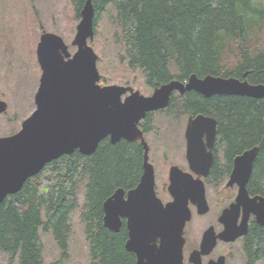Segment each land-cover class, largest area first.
Instances as JSON below:
<instances>
[{"label": "trees", "instance_id": "trees-1", "mask_svg": "<svg viewBox=\"0 0 264 264\" xmlns=\"http://www.w3.org/2000/svg\"><path fill=\"white\" fill-rule=\"evenodd\" d=\"M70 2L77 23L85 0ZM92 4L94 35L102 13L114 10L111 19L123 45L119 62L138 70L149 92L191 74L264 83V0H92ZM172 107L213 117L217 146L229 159L257 147L252 190L264 193V96L206 97L190 90L182 100L172 94L165 110ZM152 115L147 113L140 122L147 132L154 126ZM141 148L123 138L112 143L105 137L93 153L63 154L28 177L0 202V259L6 264H43V237L51 234L59 256L50 264H63L71 214L76 212L89 264H136L134 254L124 247V219L118 231L105 227L102 203L117 188L127 191L138 183ZM81 180L84 193L79 200ZM248 240L252 258H264V226L248 233Z\"/></svg>", "mask_w": 264, "mask_h": 264}, {"label": "water", "instance_id": "water-1", "mask_svg": "<svg viewBox=\"0 0 264 264\" xmlns=\"http://www.w3.org/2000/svg\"><path fill=\"white\" fill-rule=\"evenodd\" d=\"M79 13L70 42L75 47L72 53L56 33L47 31L39 37L36 57L41 74L34 95L35 108L21 121L18 131L0 136V202L46 163L63 154L78 150L89 155L105 137L112 143L121 138L128 141L139 138L144 148L139 181L127 191L117 188L103 201V224L118 231L124 219L127 229L124 247L135 255L136 264H183V228L191 219L188 199L196 204L197 213L208 210L203 184L173 165L168 184L172 198L163 203L155 193L154 169L148 161V145L138 123L147 113L166 108L173 91L184 94L193 90L206 97L224 94L260 98L264 96V83L191 74L185 83L171 79L149 95L131 86L101 85L97 54L88 43L94 37L92 0H85ZM6 109L7 103L0 99V113ZM215 135L213 117L199 113L188 118L184 130L185 156L192 170H203V174L207 171ZM256 154L257 147H253L233 159L229 183H236L238 192L235 202L221 214L224 229L217 235L221 239L233 240L244 234L248 213L264 225V197L250 198L246 190ZM239 206L244 214L236 228L234 211ZM214 242L215 236L206 229L199 249L190 252L189 261L200 264L201 255L208 254ZM207 264H223V258Z\"/></svg>", "mask_w": 264, "mask_h": 264}, {"label": "rangeland", "instance_id": "rangeland-1", "mask_svg": "<svg viewBox=\"0 0 264 264\" xmlns=\"http://www.w3.org/2000/svg\"><path fill=\"white\" fill-rule=\"evenodd\" d=\"M71 8L70 0H0V98L8 106L0 114V136L17 131L21 121L35 108L34 94L41 74L35 55L40 33L38 24L60 35L71 53L75 50L70 42L79 19L76 23ZM114 15L113 9L102 13L97 34L89 41L98 56L96 64L100 77L103 75L107 78L106 82L100 78L99 83L125 85L126 81L127 85L149 95L152 91H147L141 73L128 69L126 62H119L123 45L119 40L118 25L111 19ZM31 27L33 33L29 31ZM173 97L182 100V95L177 92L173 93ZM186 118L187 114L181 108L155 111L152 115V132L145 135L150 147V158L154 157L156 194L162 202L170 200L164 184L169 165L164 162H181L178 154H181L180 149L184 146ZM163 154L167 157L162 158ZM84 182H79V200L83 199ZM77 218L76 212L71 214L72 229L67 240V258L63 264H89L88 248ZM203 222L195 218L187 222L185 228L194 232ZM43 244V264H50L58 258L59 250L51 234L44 235ZM0 264H6L4 259H0Z\"/></svg>", "mask_w": 264, "mask_h": 264}, {"label": "flooded vegetation", "instance_id": "flooded-vegetation-1", "mask_svg": "<svg viewBox=\"0 0 264 264\" xmlns=\"http://www.w3.org/2000/svg\"><path fill=\"white\" fill-rule=\"evenodd\" d=\"M30 1H33V0H30ZM31 28H32L31 33H33L34 29L33 27ZM38 30L40 32L38 36V40H39L40 35L43 32H47V30H45L41 24H38ZM35 55H36V50H35ZM36 60H37V57H36ZM165 109H161V110H165ZM161 110H157V111H161ZM176 111H178V109H176ZM195 115L196 114L194 115L187 114L186 123L190 116L193 117ZM186 123L184 126V130L186 127ZM138 128L142 132L143 138L148 145V161L152 164L154 173H155L156 170L154 167V157L150 158L149 143L145 139V135L151 133L152 129L151 131L147 132L141 123L138 125ZM19 129H20V126H19ZM216 135H217V131H216ZM216 135L214 138L213 146L210 149L211 154H212V161L210 165L208 166L207 171L204 174H203V170L194 171L190 168L188 161L186 159V156H185V149H186L185 148L186 146L185 138L183 141L184 146H182V148L180 149L181 154H178V157H180L181 162L172 163V164H170L169 162H164L165 165L167 166L169 165L168 170H167V175L164 180L165 189L167 190L168 194H169L168 192L169 169L171 166L175 165L183 172L188 173L189 176L192 177V179L194 180L198 179L202 182L203 188H204V195H205V198L208 204V210L205 213L199 214L197 213L196 204H194L191 199H188V207L191 212V220L196 218V219H202L204 220V222L202 224L199 223L200 226L197 227L194 232L192 231L193 233L191 232L190 228L186 229L184 227L183 229V236H184L183 264H194L193 262L189 261V254L192 250L199 249L202 235L204 231L208 228L213 233V236H215V242H214V246L212 247V249L210 250L208 254L201 255L200 264H207L209 261H216L219 257L223 258V264H264V258H258V257L252 258L250 254V246L248 244L249 243L248 233L253 232V229H255L257 226H264V225L259 224L256 221L254 214L248 213L244 234L237 236L233 240H224L217 236L224 229V224L223 222L220 221L221 214L224 209L229 208L230 205L233 202H235L236 195L238 192V185L236 183H232V184L229 183V177H230V174L233 168V159L235 156L232 157L231 159L225 156L224 152L217 146ZM203 140L206 141L205 135L203 136ZM129 142H134L135 144H139L142 147L141 154H142V160H143L144 148H143V144L141 143L140 139L138 138L136 140H132ZM206 150H209V148L206 147ZM165 157H167L166 154H163L162 158H165ZM141 173H142V163H141V169L139 172V178H140ZM251 175H252V170L246 182V190H247L248 197L250 198L264 197V193H259V192H255L252 190ZM155 188H156V185L154 182V189ZM155 193H156V190H155ZM170 199H171V196H170ZM234 212L237 213V216L235 217V222H234L237 228L239 225H241V221L243 220L244 212H243L242 206H239Z\"/></svg>", "mask_w": 264, "mask_h": 264}, {"label": "bare ground", "instance_id": "bare-ground-1", "mask_svg": "<svg viewBox=\"0 0 264 264\" xmlns=\"http://www.w3.org/2000/svg\"><path fill=\"white\" fill-rule=\"evenodd\" d=\"M187 79H188V78H187ZM187 79H186V80H187ZM178 80H179V79H178ZM186 80H184V81H181V80H180V81H181V82H183V83H185V82H186Z\"/></svg>", "mask_w": 264, "mask_h": 264}]
</instances>
